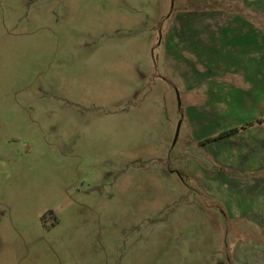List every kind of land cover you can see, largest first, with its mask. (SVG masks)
Segmentation results:
<instances>
[{
    "label": "rangeland",
    "instance_id": "1",
    "mask_svg": "<svg viewBox=\"0 0 264 264\" xmlns=\"http://www.w3.org/2000/svg\"><path fill=\"white\" fill-rule=\"evenodd\" d=\"M248 5L0 0V264H260L262 226L188 170L264 120L261 82L202 108L199 61Z\"/></svg>",
    "mask_w": 264,
    "mask_h": 264
},
{
    "label": "crops",
    "instance_id": "2",
    "mask_svg": "<svg viewBox=\"0 0 264 264\" xmlns=\"http://www.w3.org/2000/svg\"><path fill=\"white\" fill-rule=\"evenodd\" d=\"M259 1L258 6L249 4L247 7H240L236 15H240L242 19L232 22L230 30L225 24H220L219 28H223L221 31H230L225 36H215L218 38L217 46L222 49L221 53L214 57L205 55L199 61L204 68L198 71L199 79L206 80L207 96L202 107L204 110L219 111L222 104L221 112H224L225 104L230 102L243 106L248 105L247 103L255 106L261 104V99H256L255 93L250 95L246 89L247 85L264 83V57L255 54L251 48L258 47L259 44L264 47V0ZM221 39L231 43L232 53L226 51L229 46L223 44ZM245 39L250 44L244 43ZM221 80L229 85H238L244 94L249 95L243 96L239 90L233 93L221 90ZM239 80H248V83ZM230 132L227 146L216 144L222 148L220 151H217V146L212 148L207 143L208 140L200 142V150L205 144L208 145V166L197 165L188 170L191 174L199 175L198 185L206 195L216 197L227 206L230 204L231 211H237L252 223L261 225L264 231V120L234 128ZM196 152L190 153L198 156L199 152ZM222 190L228 191V197L220 193ZM258 257L260 264H264V251Z\"/></svg>",
    "mask_w": 264,
    "mask_h": 264
}]
</instances>
